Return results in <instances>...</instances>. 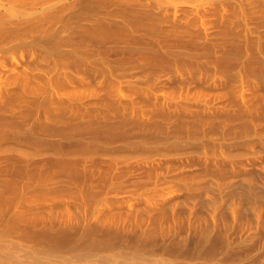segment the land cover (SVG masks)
<instances>
[{
    "label": "rangeland",
    "instance_id": "obj_1",
    "mask_svg": "<svg viewBox=\"0 0 264 264\" xmlns=\"http://www.w3.org/2000/svg\"><path fill=\"white\" fill-rule=\"evenodd\" d=\"M0 264H264V0H0Z\"/></svg>",
    "mask_w": 264,
    "mask_h": 264
}]
</instances>
